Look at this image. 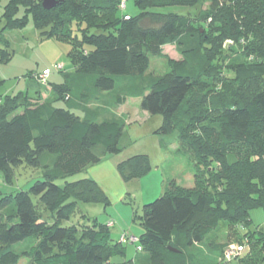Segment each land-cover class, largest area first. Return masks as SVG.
Listing matches in <instances>:
<instances>
[{"label": "trees", "instance_id": "trees-1", "mask_svg": "<svg viewBox=\"0 0 264 264\" xmlns=\"http://www.w3.org/2000/svg\"><path fill=\"white\" fill-rule=\"evenodd\" d=\"M130 1L124 10L121 0H64L45 10L42 0H7L0 15V40L7 46L0 49V62L11 60L5 33L22 31L32 22L42 40L70 47L67 57L73 70L64 68L59 72L64 74L62 83L50 84L48 79L45 86L37 81L42 73L28 74L40 87L35 98L27 92L0 97V174L3 179L6 176L4 181L11 183L12 172L19 166L38 167L54 156V166L46 168L44 181L31 188L30 193L38 197L36 206L29 193L11 201L0 190V210H7L11 202L19 207L16 223L0 221V264H19L22 256L16 247L37 231L42 243L29 251L33 264H193L192 249L203 244L221 222L245 228L251 222V211L264 210V0H223L225 7H219L228 22L235 18L227 8L235 3L246 12L245 20L256 19L252 35L245 31L233 37L237 45L247 47L246 62L227 67L221 63L227 54L223 46L232 37L222 26L210 33L205 30L204 35L192 29L189 17L150 11L196 8L206 0H134L141 13L120 16ZM241 40L246 41L241 45ZM167 45H174L182 59L170 60V73L164 76L146 75L150 57L164 58ZM254 54L259 59L252 58ZM46 70L51 75L57 72L55 67ZM215 71L233 73V91L224 96L214 90L217 96L206 106L204 91L197 88L198 78ZM124 81L133 84L116 103L122 106L129 98L141 99L143 111L162 116L163 125L156 134L168 136L176 131L178 140L194 156L200 175L194 189H183L172 181L162 197L144 206V234L137 237L147 252L143 263L127 260L120 238L111 237V221L105 227L97 223L83 229L63 226L74 215L77 202L108 203L96 181L83 179L63 187L55 183L121 152L123 121L101 119L92 106L103 104L104 97ZM59 101L67 108L55 107ZM211 110L216 113L212 120L207 115ZM203 121L208 124L202 125ZM118 171L125 183L142 179L152 171L151 159L133 156L120 163ZM211 184H219L221 190H210ZM25 195L30 207L21 208L19 199ZM45 214L51 216L52 224L43 218ZM243 238L250 242V253L241 263L257 264L264 257V233H248ZM222 254L215 264H221Z\"/></svg>", "mask_w": 264, "mask_h": 264}, {"label": "rangeland", "instance_id": "rangeland-1", "mask_svg": "<svg viewBox=\"0 0 264 264\" xmlns=\"http://www.w3.org/2000/svg\"><path fill=\"white\" fill-rule=\"evenodd\" d=\"M122 1V0H121ZM7 0H4L0 6V15L2 16ZM223 0H206L202 5L196 8L186 7H164L152 8L151 12L160 14H174L181 17H189L192 20L191 27L193 30H202L203 34L210 33L218 29V26L226 29L232 38H229L223 46V51L227 52L225 67L233 64H241L246 62L244 51L247 50L246 40H241V45H237L233 37L237 34H243L245 31L251 35L254 33L252 21L245 20L246 12L238 10L235 4L230 9L234 14V20L228 22L222 19L219 7L224 6ZM123 7V6H121ZM225 7V6H224ZM124 8V7H123ZM210 11H213L212 13ZM210 12V13H209ZM141 13L134 0L127 4V10L120 13V16L126 14L137 16ZM219 19L217 21L216 19ZM227 21V22H226ZM253 28V29H252ZM5 39L9 42V52L11 60L8 63L0 62V97L5 95H16L19 92L29 93L32 98L37 97L40 91L39 85L28 74L43 73L45 69H53L55 65L61 64L66 71H72L73 67L67 57L70 47L55 40H42L38 31L32 22L22 31H9L5 33ZM259 44V43H258ZM255 49L256 53L258 51ZM6 43L0 40V49H6ZM164 58L150 57V67L146 75L150 77H161L170 73V60L180 61L181 55L177 52L174 45H167L163 49ZM228 56V57H227ZM252 56V55H251ZM252 58H257L256 54ZM259 59V58H257ZM209 69V68H208ZM208 69L204 70L208 72ZM211 70V69H209ZM213 71V70H211ZM62 73L53 72L49 81L50 84L61 83L64 81ZM233 73H217L212 76L205 74L198 78L200 90L204 91L203 98L207 101L206 106L210 105L216 95L214 90L218 89L224 96L231 95L233 91V83L231 78ZM228 78V79H227ZM133 81H124L115 90L108 93L104 97L103 104L97 106L93 103V108L98 110L101 119H109L106 121H123V135L120 142L121 152L116 155H108L98 165L89 167L86 171L79 174L61 178L55 181L58 186H65L70 183L78 182L83 179H92L99 183L108 198V203H86L79 201L76 203V210L69 221H65L64 227L91 228L94 224L98 226H107L111 221L115 225L109 231L113 240H119L121 234L127 233L136 237L144 234L142 227L143 208L145 205L151 204L162 197L166 187L172 181L183 189H194L197 180V165L194 156L187 151V147L178 140L177 132H173L168 136H159L156 132L163 125L162 116H151L141 109V99L129 98L125 105L116 103L119 97L128 95V85L132 86ZM127 88V90H125ZM221 90V91H220ZM207 99V100H206ZM55 107L67 108L63 101L56 102ZM209 118H215V112L211 110ZM79 116H84L77 112ZM100 121V120H99ZM102 121V120H101ZM204 122V121H203ZM204 122L202 125H207ZM166 145V148L163 146ZM50 155V154H49ZM136 155H148L152 163V171L146 177L125 183L119 174L118 166L120 163ZM256 159V158H255ZM54 166V156L50 155L45 158L44 162L38 167H31L26 163L14 169L11 176V183H6L0 174V190L11 201H15L19 195L28 194L34 206L38 204V197L32 195L31 188L38 182H43L45 171L48 167L52 169ZM221 166V165H220ZM206 177L201 178L205 181ZM7 179V178H6ZM204 185V184H203ZM209 183H206L208 186ZM219 185V184H218ZM213 184L209 186L210 190H221V186ZM21 208L30 207L28 196L19 199ZM15 203L11 202V206L7 210H0V221L5 223H16L19 207L15 208ZM12 208H15L12 210ZM11 209V211H10ZM9 210V212H7ZM46 221H51L50 215H43ZM250 224L248 227L232 228L228 223L221 222L218 229L213 231L203 244L192 249L194 255L193 264H215L217 259L230 246H247V253L238 261L230 264L241 263L250 253V242L243 238L248 233H264V210L255 209L250 213ZM43 222V221H42ZM39 227L38 229H40ZM122 234V235H123ZM42 238L39 232L21 245L16 247L17 253L22 257L19 264H33V260L29 256V251L33 248L41 246ZM127 260L144 261L147 252L138 251L134 245L124 244ZM64 247L68 248V244ZM223 255V254H222ZM115 261H119L118 259ZM124 261H122L123 263ZM257 264H264V257L260 258Z\"/></svg>", "mask_w": 264, "mask_h": 264}, {"label": "built area", "instance_id": "built-area-1", "mask_svg": "<svg viewBox=\"0 0 264 264\" xmlns=\"http://www.w3.org/2000/svg\"><path fill=\"white\" fill-rule=\"evenodd\" d=\"M128 0H122L121 9H126V3ZM64 66L61 64H58L55 66V71L60 72L64 70ZM51 75L50 70H45L41 75L37 76V81L41 83L42 85H47L48 79ZM114 224L113 222H110L108 224L109 227H112ZM120 241L123 244H131L136 247L138 251H142V247L138 245L139 239L136 236H128L127 234H123L120 237ZM248 247L247 246H230L227 250L224 251L222 257L220 258V263L221 264H230L232 262L238 261L240 258L243 257L245 253H247Z\"/></svg>", "mask_w": 264, "mask_h": 264}, {"label": "water", "instance_id": "water-1", "mask_svg": "<svg viewBox=\"0 0 264 264\" xmlns=\"http://www.w3.org/2000/svg\"><path fill=\"white\" fill-rule=\"evenodd\" d=\"M64 0H42V6L45 10H52L57 6L63 4ZM169 250L173 252H178L177 250L172 249L169 247Z\"/></svg>", "mask_w": 264, "mask_h": 264}, {"label": "crops", "instance_id": "crops-1", "mask_svg": "<svg viewBox=\"0 0 264 264\" xmlns=\"http://www.w3.org/2000/svg\"><path fill=\"white\" fill-rule=\"evenodd\" d=\"M45 70H46V69H45ZM43 71H44V70H43ZM50 77H51V76H50ZM49 79H50V78H49ZM59 83H60V82H59ZM61 83H62V82H61ZM126 103H127V102H126ZM80 114H81V113H80ZM98 184H99V183H98ZM114 225H115V224H114ZM122 234H123V233H122ZM122 234H121V235H122ZM127 259H128V258H127ZM118 262H120V260H119Z\"/></svg>", "mask_w": 264, "mask_h": 264}]
</instances>
